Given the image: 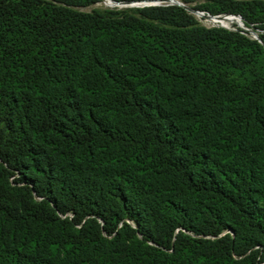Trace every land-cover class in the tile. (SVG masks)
<instances>
[{"label":"trees","instance_id":"trees-1","mask_svg":"<svg viewBox=\"0 0 264 264\" xmlns=\"http://www.w3.org/2000/svg\"><path fill=\"white\" fill-rule=\"evenodd\" d=\"M101 2L0 0V264H264V0Z\"/></svg>","mask_w":264,"mask_h":264},{"label":"rangeland","instance_id":"rangeland-1","mask_svg":"<svg viewBox=\"0 0 264 264\" xmlns=\"http://www.w3.org/2000/svg\"><path fill=\"white\" fill-rule=\"evenodd\" d=\"M206 0H177L176 2H178V3H180V4H182V5H184L185 7H188V8H192V9H194V8H196L198 5H200V4H202V3H204ZM168 4L170 3V2H167ZM155 6H157V5H155ZM143 7H147V6H138V5H131V6H115V5H113L112 3H108V2H105L104 0H102V2L101 3H98V4H96V5H94V6H91V7H88V8H85V9H83V11H91V10H93V9H95V10H100V9H105V8H116V9H118V10H123V9H137V8H143ZM194 16V15H193ZM195 18H196V20L202 25V26H204V27H207V28H209V27H212V24H209V22H207L205 19H204V17H202L203 19H201V18H198V17H196V16H194ZM221 21H223V22H219L220 24H222V25H229V24H231L232 22H229V21H227V20H221ZM210 23H212V22H210ZM234 26L235 25H229V28H234ZM255 31V30H254ZM247 32V34H248V36L250 37L252 34H250L248 31H246ZM257 33V32H256Z\"/></svg>","mask_w":264,"mask_h":264},{"label":"built area","instance_id":"built-area-1","mask_svg":"<svg viewBox=\"0 0 264 264\" xmlns=\"http://www.w3.org/2000/svg\"><path fill=\"white\" fill-rule=\"evenodd\" d=\"M138 4H139L138 6H155V4H150V3H138ZM161 4H167V3L160 2V3H157L156 5H161ZM196 13H201L207 19H210V20L217 19V18L218 19L219 18H226V17H231V18H234V19H238L239 23H241L242 26H238L237 24H230V25H235L234 28H229V25L228 26H224V25H222L220 23H210V21H208L206 19L205 20L207 22H209V24H212V27H220V28H224V29H227V30H230V31L240 30L241 33L245 34L246 36H248L246 31H248L250 34H252L251 30H253V29L245 27L244 24H243L242 19L239 16H237V15L222 14V15H217V16H211L208 13H205V12H202V11H198ZM193 15L196 16V14H193ZM209 28H211V27H209ZM249 38L253 39V34Z\"/></svg>","mask_w":264,"mask_h":264},{"label":"water","instance_id":"water-1","mask_svg":"<svg viewBox=\"0 0 264 264\" xmlns=\"http://www.w3.org/2000/svg\"><path fill=\"white\" fill-rule=\"evenodd\" d=\"M109 2H111V3H113V5H115V6H130V5H132V4H138V3H150V4H157V3H160V2H165V3H167V2H170L171 0H163V1H159V2H155V1H150V2H136V3H134V2H115V1H113V0H108ZM168 4V3H167ZM170 5H177V6H181V7H183L187 12H189L190 14H196V12H198V10H195V9H192V8H188V7H185L184 5H182V4H180V3H178V2H170L169 3ZM251 32H252V34H253V39L254 40H257L258 42H261L260 41V39L258 38V36H257V33H256V31H254V30H251ZM264 46V45H263Z\"/></svg>","mask_w":264,"mask_h":264},{"label":"bare ground","instance_id":"bare-ground-1","mask_svg":"<svg viewBox=\"0 0 264 264\" xmlns=\"http://www.w3.org/2000/svg\"><path fill=\"white\" fill-rule=\"evenodd\" d=\"M105 2H108L109 4L111 2H109L108 0H104ZM177 0H171L170 2H176ZM113 4V3H112ZM132 5H139V4H132ZM131 6V5H130ZM196 17L198 18H201L203 19L202 17H204V19L212 22V23H219V22H223L221 20H227L229 22H232L231 24H237L238 26H242L241 23H239L238 19H234V18H231V17H226V18H217V19H213V20H210V19H207L204 15H202L201 13H196ZM230 25V24H229ZM224 26H228V25H224Z\"/></svg>","mask_w":264,"mask_h":264}]
</instances>
